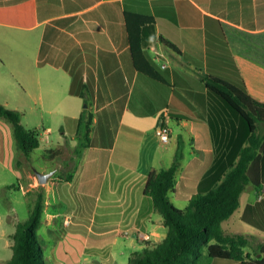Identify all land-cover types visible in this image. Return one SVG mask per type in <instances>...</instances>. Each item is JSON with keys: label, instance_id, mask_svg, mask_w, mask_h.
I'll return each mask as SVG.
<instances>
[{"label": "crops", "instance_id": "obj_1", "mask_svg": "<svg viewBox=\"0 0 264 264\" xmlns=\"http://www.w3.org/2000/svg\"><path fill=\"white\" fill-rule=\"evenodd\" d=\"M126 11L155 17L150 44L167 55L159 59L148 45L156 76L134 63ZM236 28L264 32V0H0V102L20 111L28 105L68 114L75 138L82 112L93 114L91 143L81 156L74 152L75 166L62 177L69 197L59 199L63 209L53 206L71 232L83 237L88 263L114 264L125 239L130 256L167 236L164 217L145 192L153 168L169 167L181 153L171 198L186 207L197 193L213 189L239 158L248 128L205 79L213 75L245 86L264 101V64L242 51L244 36ZM162 35L182 52L163 44ZM162 124L171 127L167 143L156 134ZM13 145L11 126L0 118V163L6 167ZM261 167L262 185L248 184L240 207L224 222L227 233L261 238L255 250L264 245V152ZM241 221L256 229L239 231ZM59 224L52 221L50 229ZM74 238L66 251L53 239L58 262L68 264L63 258L69 256V263H77ZM108 247L113 263L104 260Z\"/></svg>", "mask_w": 264, "mask_h": 264}, {"label": "trees", "instance_id": "obj_2", "mask_svg": "<svg viewBox=\"0 0 264 264\" xmlns=\"http://www.w3.org/2000/svg\"><path fill=\"white\" fill-rule=\"evenodd\" d=\"M126 22L136 67L156 76V71H153L157 69L156 62L147 48L151 36L156 33L155 17L126 11ZM236 30L244 36L246 46L244 43L242 51L264 64V32L258 34L237 28ZM160 41L168 48L182 52L165 36H160ZM205 79L209 89L241 116L248 128V140L241 149L239 158L218 184L207 192L197 193L186 207L177 206L171 198L177 185L181 153L177 154L169 167L153 168L149 172L145 192L152 197L155 209L163 215L168 233L154 246L132 252L129 264H200L205 254L215 258L242 260L250 264H264V245L254 250L252 255L247 251L250 245L248 236L227 233L224 228V222L240 207L241 195L246 186L262 185L264 101L250 94L245 86L213 75H205ZM22 116L20 110L0 102V117L12 124L17 148L30 156L41 145V133L27 127ZM92 124L93 114L86 108L79 118L76 131L78 144L75 153L78 156L91 143ZM60 153V148L46 150L47 157L53 159ZM45 210L46 197L44 188H41L29 218L24 222L23 228L17 229L13 236L14 254L6 264H49L37 233L43 224ZM258 251L262 253L261 256H258Z\"/></svg>", "mask_w": 264, "mask_h": 264}, {"label": "rangeland", "instance_id": "obj_3", "mask_svg": "<svg viewBox=\"0 0 264 264\" xmlns=\"http://www.w3.org/2000/svg\"><path fill=\"white\" fill-rule=\"evenodd\" d=\"M9 99L13 105H16L15 98ZM21 109L23 114V123L31 129L39 130L41 136L43 135V141L30 156H27L13 145L11 149H13L14 158L13 161H11V166L9 164V166L6 167V165H2L0 163V264H6V262L12 257L14 253L13 236L17 229L23 228L24 222L29 218L32 207L37 198L38 191H40L41 188H44L45 192L46 210L43 224L38 229L37 233L38 239L44 247L48 263L62 264L58 262V258L54 255L53 246L55 244H57V246L58 244H63V250L66 251L68 250L66 248L68 246H65V243L73 241L70 239L75 237V248L77 252L81 254V257L75 258L74 261L77 262L75 264H80L79 262H81V264H95V261L88 263V258H82V255L85 254L83 237H76L75 234L71 232L70 226H66L64 224V213L61 212V210H58V208L56 211L53 208V206L56 205L59 209H63L62 203L65 202L64 199L69 197V192L65 187V182L62 177L66 176L67 173L73 169L76 163L74 152L77 138L73 135V120L67 116L68 114H63L62 112H43L37 107H30L28 105L21 106ZM4 120L11 126L12 138L15 140V137L13 136L14 133L12 124L8 120ZM49 127H51V130H49ZM66 130L67 134L64 136V131ZM60 137H63V144L58 143ZM50 146L52 148L61 149V153L54 159L50 156L47 157L46 154V150ZM35 169L42 172L54 171V174L49 177L47 182L40 183ZM252 186L254 185L252 184ZM250 188L251 187H249V190H251ZM59 199L62 203L59 202ZM243 203H245V199H243ZM52 221H57L58 223L60 222L57 229H50ZM238 229L239 231H243L245 233H253L256 227L250 225L248 222L246 223L241 221ZM7 232H10V234L6 235ZM55 232H57V235ZM260 232L264 234V229L260 230ZM251 237L252 236L250 235L248 236L250 239V245L247 249L254 252L257 243H261V238L257 240L255 239V236V238L252 237L251 240ZM53 239L54 245H52ZM93 243L94 241L91 242V244ZM128 247L129 243L125 239V241H122L121 247H119L116 251V257L113 260V262H115L114 264H129V256L127 253L128 251L130 253L133 249ZM89 251H93V247L89 248ZM91 255L93 258L97 257L94 253H91ZM108 256H110L109 247L104 250V260L113 263L112 260L110 261V257ZM70 258L71 257L66 256V258H63V262L72 264L69 263ZM215 259L221 260L222 258L210 257L205 254L203 259L200 261V264H216Z\"/></svg>", "mask_w": 264, "mask_h": 264}, {"label": "built area", "instance_id": "obj_4", "mask_svg": "<svg viewBox=\"0 0 264 264\" xmlns=\"http://www.w3.org/2000/svg\"><path fill=\"white\" fill-rule=\"evenodd\" d=\"M149 47L152 51H154V53L157 55L159 59L160 58L163 59L167 57L166 53L163 50H159L155 44H150ZM162 65L166 66L165 64ZM156 134L162 142L167 143L171 139V127L169 125L162 124L157 128ZM142 236L144 237V239L150 238L149 235L147 234H142Z\"/></svg>", "mask_w": 264, "mask_h": 264}, {"label": "water", "instance_id": "obj_5", "mask_svg": "<svg viewBox=\"0 0 264 264\" xmlns=\"http://www.w3.org/2000/svg\"><path fill=\"white\" fill-rule=\"evenodd\" d=\"M85 106L87 107V104ZM35 172H36V174L39 177L40 183L47 182V180L49 179V177L54 173L53 171L52 172L44 173V172H42L40 170H37V169H35Z\"/></svg>", "mask_w": 264, "mask_h": 264}]
</instances>
